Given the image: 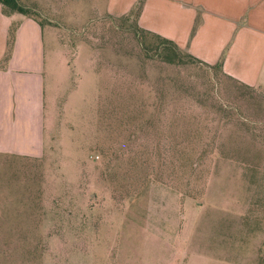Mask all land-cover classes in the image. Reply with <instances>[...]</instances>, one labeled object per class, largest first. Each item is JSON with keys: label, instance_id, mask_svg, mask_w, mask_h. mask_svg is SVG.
Segmentation results:
<instances>
[{"label": "rangeland", "instance_id": "1", "mask_svg": "<svg viewBox=\"0 0 264 264\" xmlns=\"http://www.w3.org/2000/svg\"><path fill=\"white\" fill-rule=\"evenodd\" d=\"M20 2L43 136L0 154V264H264V90L160 61L106 0Z\"/></svg>", "mask_w": 264, "mask_h": 264}, {"label": "crops", "instance_id": "2", "mask_svg": "<svg viewBox=\"0 0 264 264\" xmlns=\"http://www.w3.org/2000/svg\"><path fill=\"white\" fill-rule=\"evenodd\" d=\"M140 3L138 27L175 42L208 64L264 90V0H106L105 13L127 15ZM0 154L38 156L43 136V27L0 5Z\"/></svg>", "mask_w": 264, "mask_h": 264}, {"label": "trees", "instance_id": "3", "mask_svg": "<svg viewBox=\"0 0 264 264\" xmlns=\"http://www.w3.org/2000/svg\"><path fill=\"white\" fill-rule=\"evenodd\" d=\"M0 5L2 7L3 12L8 15L10 13H20L22 15L33 18L41 26L43 25V20H41L39 13L35 9L22 4L20 0H0ZM139 9H140V3L136 5V7L132 11H130V13L120 17H129V16L134 17V22L137 27V30L141 33L139 35L141 46H143L146 49H153L154 54L160 58V61L170 65H177L179 63H184L183 58L186 57L187 59L190 60L191 63H199L210 69H213V67H217L224 75L228 76L222 71L223 56H221L220 59L215 64L205 63L202 60L198 59L197 57L193 56L192 54L188 53L187 51L181 49L175 42L138 27V25L136 24V18ZM15 30H16V26L12 25L8 31L7 49L4 57L0 61V67H2L7 62L10 56L14 42V37H15ZM146 35L152 36L153 38L156 39V41L153 42V44H148L145 38ZM228 77L244 86L252 87L230 76Z\"/></svg>", "mask_w": 264, "mask_h": 264}]
</instances>
